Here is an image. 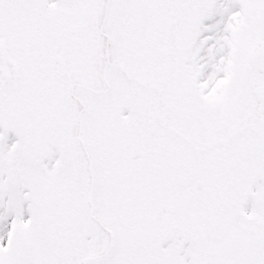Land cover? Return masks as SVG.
<instances>
[{
    "label": "snow or ice",
    "instance_id": "snow-or-ice-1",
    "mask_svg": "<svg viewBox=\"0 0 264 264\" xmlns=\"http://www.w3.org/2000/svg\"><path fill=\"white\" fill-rule=\"evenodd\" d=\"M0 264H264V0H0Z\"/></svg>",
    "mask_w": 264,
    "mask_h": 264
}]
</instances>
